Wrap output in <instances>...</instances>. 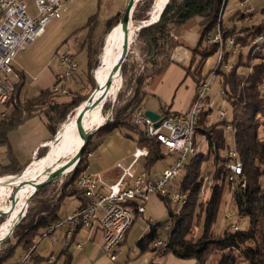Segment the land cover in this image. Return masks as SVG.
<instances>
[{"label": "trees", "instance_id": "16d2710c", "mask_svg": "<svg viewBox=\"0 0 264 264\" xmlns=\"http://www.w3.org/2000/svg\"><path fill=\"white\" fill-rule=\"evenodd\" d=\"M243 1L169 0L158 22L139 31L137 39L152 56L141 67L143 72L135 77L131 96L127 102L116 108L112 120H108L92 135L76 169L66 179L43 187L32 197V201H36V208L32 207V212L23 218L13 232V239H8L0 246V264H45L47 259L40 256L38 242L44 239V234L50 227L61 221V203L68 197H76L83 201L81 208L87 205L84 192L77 186V178L88 167L87 154L94 137H104L119 131L132 138L137 148L148 151L143 159V166L148 171L168 155H172L162 147L159 140L147 137L133 123V119L150 97L146 91L147 84L163 74L172 64L171 53L180 45L174 35L179 34L183 26L193 19H200L203 26L200 44L204 42L205 46L196 51L201 55L202 61L217 55L218 43L207 44L206 38L214 37L218 29L225 43L219 67L216 69V65L206 77L198 80L197 91L215 72V76L221 79L222 99L229 105L231 112L229 117L209 125L208 117L213 109L209 105L210 99L206 97L195 131L196 152L187 158L178 182L180 190L186 196V203L183 206H173L169 198L160 197L167 209V219L159 223L149 222V229L138 244V254L170 253L179 259L195 260L196 264H264V91L261 90L264 84V44L254 43L264 30V8L259 12L245 14L240 7ZM143 2L146 4L145 12L138 5L133 14L134 20L147 21L149 17L144 14L157 9V4L153 7V2ZM225 11L229 13L226 20ZM122 16L123 14L117 13L105 22L104 35L118 25ZM99 23L97 16H92L86 25L89 30L82 45L88 52V68L91 66V56L98 53L94 34ZM140 25L141 23L136 25L134 37ZM229 40L234 42L237 51L235 55H232L228 46ZM103 55L99 69L108 58L106 52ZM233 57L236 60L231 64ZM126 66L125 62L124 76L127 75ZM57 83L55 81L52 88L41 90L38 95L24 99H20L16 89L14 97L17 101L8 104L13 112L0 122V146L7 143V135L11 130L35 116L46 119L48 131L54 136L58 126L91 92L87 88L83 94L78 91L73 93L69 101H61L62 95L55 91ZM228 127L232 132V144L227 141L224 131ZM199 135H204L206 142L202 151L200 147L197 148ZM232 147L243 165V174L230 180L228 165L231 158L228 152ZM46 154L47 149L41 150L38 158ZM207 164L211 165L210 171L206 170ZM24 170L15 159L11 158L9 162L0 160V177L15 176ZM226 192L233 197L238 217L247 222L248 226L234 227L228 223L221 233L214 234L213 228L218 223L219 210ZM2 210L8 211L7 207ZM134 214L136 222L138 212L135 211ZM9 219L11 215L0 226V231ZM159 240L162 241V246H157ZM73 242L74 238L64 246L61 253L65 257V264H69L72 259L70 248ZM26 256L27 259L23 262Z\"/></svg>", "mask_w": 264, "mask_h": 264}, {"label": "built area", "instance_id": "2783aa9c", "mask_svg": "<svg viewBox=\"0 0 264 264\" xmlns=\"http://www.w3.org/2000/svg\"><path fill=\"white\" fill-rule=\"evenodd\" d=\"M68 1L72 0H33L31 5L35 7V13L31 14L29 12L31 6L29 0H0L1 105H8L17 101L14 95L16 87L22 81V75L15 70L14 59L18 53L25 52L38 38L44 35L46 27L52 20L61 17L63 4ZM240 7L245 14L255 12V8L249 3V0H244ZM206 39L207 44L218 43L219 45L217 69L222 61L225 47L220 30L218 29L214 37ZM254 43L264 44V30ZM228 46L232 55H235L237 51L234 48L233 40L228 41ZM59 58L63 70L56 77L58 83L55 91L61 92L64 86L77 76L79 64L72 54H62ZM215 78L214 72L210 79L202 84L188 111L172 113L165 110L160 115L162 122L157 128L145 117L143 110L138 111L134 116L133 123L141 131H144L147 137L159 140L163 145L162 147H165L169 154L176 157L174 165L164 169L157 181H151L146 173L135 176L128 168L123 169L119 179L109 185L101 176L83 171L77 178V186L84 192L87 205L50 227L44 237L53 234L57 229H65L64 246H67L77 229L96 227L102 232L106 256L112 262H116L119 258L117 250L135 223V211L138 214H145V205L151 196L166 197L171 199L173 204L183 206L186 203V196L180 190L177 179L184 171L187 158L196 152L195 131L199 114L205 106L210 82ZM261 90L264 91V84ZM218 114L219 119H224L227 116L226 111H219ZM212 115L213 112L209 117ZM147 154L146 149H136L133 154L134 161L136 162ZM228 155L231 158L228 165L231 174L230 180H233V177L243 174V165L237 157L234 147ZM87 156L90 157L91 153L88 152ZM118 167L122 168L120 164ZM209 179L210 176L207 177V180ZM128 181L131 185L128 184ZM243 186H245V181ZM227 217L231 218L232 215L228 214ZM162 245V241L159 240L157 246ZM82 246V243H77L76 249H81ZM26 259L27 256L23 262ZM53 260L55 257L51 256L48 262L52 263Z\"/></svg>", "mask_w": 264, "mask_h": 264}, {"label": "rangeland", "instance_id": "374dc122", "mask_svg": "<svg viewBox=\"0 0 264 264\" xmlns=\"http://www.w3.org/2000/svg\"><path fill=\"white\" fill-rule=\"evenodd\" d=\"M128 1L129 0H72V1L65 2L61 10V17H59V19L52 20L46 27L44 35L38 38L37 41L31 47H28L27 50L25 51L26 53L20 52L18 53L16 59H14L15 64H16V62L18 61L17 59H19V57L22 56L21 59L24 60L28 64L29 71L26 72V77L28 80H30V79H34V77L37 76L38 71H40L45 66L51 67V69L53 70L52 72L60 74L63 69H62L59 57L62 54H72V52H74V57L79 64L78 74L72 81L68 82L65 85V87L63 88L61 92L59 91L60 95H62L60 100L69 101L72 98L73 93L80 91L83 94L87 88L91 89V92L87 96L86 100L78 108H76L70 115H68L67 119L58 126L56 134L51 138H54L56 136V138H59L60 140L61 139L60 137L64 135L67 127L70 125H72V127L70 128L72 129L71 132L75 134L77 133L76 127L74 125L75 115L77 114L78 110L81 109V106H83V104L87 101L89 96H91L96 90L97 83L94 77L96 75V72L99 70L98 67L101 64V59L104 56L102 55L103 48L105 45L104 42L107 38V35L109 34L108 33L107 35H104L103 33L104 31L103 29L105 28V22L109 18L116 15L117 13L124 14V10L127 6ZM143 1H146V2L151 1L150 3H152L155 0L138 1L137 6L140 5V10L145 12L146 4ZM156 2H157L156 3L157 9L153 12H148L144 14L146 16L148 15L149 19L152 16V21L159 15L160 11L165 7V4L162 5L161 3L162 1L157 0ZM249 3L254 6L256 12H259L261 9L264 8L263 0H249ZM228 11H225L226 13L224 15V20L228 19L229 17ZM29 12L31 14H34L35 7L31 5L29 7ZM92 16H97L98 21H100V23L98 24V27L96 28L95 34H94V39H95L94 44L96 45L95 48H97L98 53L96 55L94 54L93 56H91L92 57L91 66L90 68H88V65H87L88 58L86 57L88 52L82 44L84 43L87 37V34H88V30H89L86 25ZM141 22L143 21H138V20L133 19V23H135L133 26L136 27V25H139V23ZM138 33L139 32L136 33V36L134 37L133 41H131L132 44L130 45V53L126 61L127 75L124 76V73H122L120 81L113 86V90L110 93L109 97L105 100L103 104V108L101 105L102 114L104 115L105 121L107 122H108V119L110 120L112 116L114 115L116 108L120 107L125 102H127L129 97L131 96L130 95L131 89H132V86L134 85L133 81L135 77L138 74L143 72L141 67H144L145 61H148V59H150L152 56V54L148 51V49L144 47L143 43L139 42V40L137 39ZM111 42L112 40H110L107 43V47L105 48L104 53L108 50V47L111 44ZM235 60L236 59L233 57L230 60L231 64L234 63ZM15 64H14V67H16ZM231 64L229 63V65ZM207 79L209 80L210 77ZM220 88H221V79L218 78L217 76L215 79H213L210 82V90L207 91L208 92L207 97L210 99L209 105H211V108L213 109L212 111L213 115L211 117H208L209 125H212L213 123H216L217 121H219V114H218L219 111H226L228 117L231 112L229 105L226 104V102H224L222 99V96H221L222 92L220 91L221 90ZM28 90L29 91L26 94L24 93L23 95H21V98H24L26 95L29 98L33 97L38 92L35 88H31L29 86H28ZM99 122H100V119H99ZM98 124L99 123L91 127L89 126L84 127V129L87 132L95 131V128L97 127ZM230 130L231 129L228 127L224 131H225L227 141L230 144H232L233 139H232V132ZM47 132L48 131L46 128V120L43 117L42 118L32 117L31 119L28 120V122L25 125H23L21 128L13 131L10 134L9 140L14 145V149L16 150L15 153H17V157L20 163L24 165L28 161L29 159L28 151L30 150V147L32 146V144L36 142L37 136L39 135L43 136L47 134ZM94 134H96V132ZM101 139L102 137H97V136L94 137L92 139L91 147L96 145ZM57 144H58L57 142L52 143L49 156H53L58 150V148L61 146L60 143L58 145ZM197 145H198L197 148L200 147V151L204 150V148L206 147L204 135H199ZM80 146L78 147V149L80 148ZM5 150H6L5 147L0 148V152H5ZM65 151L66 152H64V155H63L64 158L61 159L62 161L59 163V165H61L62 163L67 161L69 158L74 156L73 153L72 154L70 153L69 148L66 149ZM77 151L78 150L76 149V152ZM47 152H48V149H47ZM58 153L60 155V151ZM59 155H58V158H59ZM169 156L167 159L171 158ZM37 159H41V158L37 157ZM4 162H7V161H4ZM32 165L25 171V173L31 170ZM159 165L160 164H157L156 167L152 169L153 170L152 172H155V170L159 167ZM210 168H211V165L207 164L206 170L210 171ZM88 169H86L85 171L88 170L90 172L92 170L91 168H88ZM65 177L66 176L62 177L58 181H55V184L58 182H61L63 179H66ZM180 177L181 176L178 177V180L180 179ZM0 178H4V177H0ZM262 183L264 185V178H263ZM14 188L15 186L12 189ZM205 189L207 190L208 187ZM12 191L7 193V196L0 197V207H2V205H4L5 203H9V199H10L9 197ZM25 191H28L26 186L25 188H22V193H24ZM32 200L33 198L30 200V203L28 204L26 215L29 212L30 213L32 212V207L36 208L35 207L36 201H32ZM224 202L225 204L223 205V207H225L227 210L224 209L226 211H224V214L222 215V217L225 219L223 220L222 218L220 226H218L215 229L213 228L214 234L220 233L222 227L224 228L228 223H231L232 226L244 225L245 227H247L248 223L238 217L237 212L235 211V207L233 205V197L229 194V192L228 193L226 192L224 196ZM25 204L26 202H23L16 209V214L18 216H19V213H21V211L25 209ZM227 204L228 205L231 204L232 208L228 209L227 206H225ZM77 205H78L77 200H74V199L66 200L64 203H62L60 207V211H59L60 216L65 217L66 219L67 218L66 215H69L70 213H72V211L76 208ZM173 206H175V204H173ZM228 214H231L232 217L228 218L227 217ZM143 216L144 218L139 219V221L136 223L135 226H133L131 233L129 234V236H127L125 240L126 243L124 247V252L122 253L123 257L120 259V263H122L123 262L122 260L127 257V254L130 253L131 255L132 254L135 255V253H137L136 244L140 242V240L143 238L146 232L145 230H144L145 232L143 231V229L146 227V223L142 219L150 218L153 215L151 212H147ZM6 218L7 216L0 217V226L3 224ZM24 218H26V216ZM153 218H158V217H155L154 215ZM160 219H161L160 222L166 221L167 215L165 216L163 215V217ZM155 220L157 219H153V221ZM19 224L16 226V228L19 226ZM13 225H14V221L12 219H9L4 224L3 230L10 229L11 227H13ZM16 228L14 229V231L16 230ZM61 231H62V228L58 230L55 236L60 237ZM11 238L13 239V234H11L5 241H3L1 245ZM38 246H39L40 254H42L43 256H48L53 250V241L51 239L44 238L38 242ZM178 261L179 263L195 264L194 260L192 259H186V260L182 259ZM165 262H166V257L162 256V257H157L154 263L155 264H165ZM242 264H246V263H242Z\"/></svg>", "mask_w": 264, "mask_h": 264}, {"label": "crops", "instance_id": "0c3cea01", "mask_svg": "<svg viewBox=\"0 0 264 264\" xmlns=\"http://www.w3.org/2000/svg\"><path fill=\"white\" fill-rule=\"evenodd\" d=\"M29 2L31 5L33 0H29ZM202 33L203 26L201 20L193 19L183 26V30L179 34L174 35V38L180 42V45L174 48L171 53L172 64L168 66L169 68L163 74L156 77L153 81H150L147 84L146 91L150 97L144 103L143 107H141L144 112L146 110H150L162 115L165 110H168L172 113H182L189 110L197 92L198 80L206 77V75L215 68L218 62L217 55L202 61L201 55L196 52L197 49L201 50L205 46L204 42L200 44ZM72 55H74V52H72ZM21 57L17 59L18 61L15 64L16 71L22 75V81L17 86V93L19 94L20 99L29 98L27 95L24 98H21V95L24 93L26 94L29 91L28 86L35 88L38 91L34 96L38 95L41 90L49 89L54 86L53 84H55L58 74L52 72L53 70L49 66L43 67L40 71H38L37 76H35L34 79L28 80L26 77V72L29 71L28 64L22 60ZM11 112H13V108L11 106L0 104V122L10 115ZM35 117L42 118L43 116ZM29 119L8 133L6 139L7 143L0 146V148H6L5 152H0V160L2 162H9L12 158L17 161L18 166L26 168L33 160H36L39 151L48 149V147L51 149L54 140L51 141L53 139L51 137L53 136L50 135L46 124L48 132L43 136H37L36 142L32 144L30 150L28 151V161L24 165L19 162L17 153H15L16 150L14 149V145L9 140V136L13 131L25 125ZM136 149L138 148L132 138L126 137L119 131H114L111 134L102 137V139L96 145L89 149L91 156L88 157L87 169L91 168L92 170L89 172L88 169L86 172L101 176L104 181L110 185L119 179L123 169L130 168L131 172L135 176H139L141 173H146L149 175L151 181H157L164 169L174 165L176 157L174 155H168L171 158L167 159V156L162 161L157 163L160 165L155 170V172H152L153 168L149 169L148 171V169L143 166V159L146 156L143 158L141 157L139 160H136V162L134 161L133 154ZM118 164H120L122 168H119ZM12 176L13 175L5 176L4 179H6V177ZM4 179H0V181H3ZM177 181L179 182L178 179ZM128 184L131 185L129 181ZM69 199L77 200L78 205L72 211V213L66 215V217L79 210L83 204V201H80V199L76 197H68L64 200V202ZM224 204L225 202H223L221 210H219L221 216L219 215L218 223H216L217 225L214 227V229L220 226L221 220L223 218L222 215L224 214V211L227 210L225 207H223ZM225 206H227L228 209L232 208L231 204H227ZM145 208L147 209L145 214L147 212H151L153 215L150 218L142 219L146 223V227L143 229V231H146H144L146 234L150 226L149 222L153 223V219H157L155 222L159 223L161 221L160 218H162L163 215L168 216V213L165 204L162 200H160V197L157 196H151L148 203L145 205ZM143 215L144 214H138L137 220L133 226L136 225L140 218H144ZM154 215L158 218H153ZM59 217L61 220H65V217H61L60 214ZM224 219L225 218H223V220ZM133 226L117 250L119 253V258L116 262H112L104 252V240L100 229L96 227H93V229H77L73 236L74 242L70 248L72 259L70 260L69 264H155L154 262L156 258L162 256L166 257L165 264H185L179 263L178 260L182 259H178L170 253L166 254L156 252L140 255L138 254L139 243L136 244L137 253H135V255L132 254L133 256L130 253L127 254V257L122 260V263H120V259L123 257L122 253L124 252L126 243L125 240L131 233ZM224 228L222 227L220 233L224 230ZM58 230L59 229H57L53 234L44 237L53 241V250L48 256H43L40 254L39 246L37 248L40 256L47 259L45 264H65V257L61 255L64 248L65 229H62L60 237H56L55 235ZM77 243L83 244L81 249H76ZM51 256L55 257V260H53L52 263H49L48 260ZM194 263L196 264L195 260Z\"/></svg>", "mask_w": 264, "mask_h": 264}, {"label": "water", "instance_id": "95a60500", "mask_svg": "<svg viewBox=\"0 0 264 264\" xmlns=\"http://www.w3.org/2000/svg\"><path fill=\"white\" fill-rule=\"evenodd\" d=\"M138 1L139 0H129L128 1L127 6L124 10L122 19L120 20L118 25L115 28H113L112 31L107 35V38L104 42L105 45L103 48V54H104L105 48L107 47V43L110 40H112L113 45H115L116 48L117 47L119 48L118 49L119 55H118L116 62L113 65V68L111 69L110 74L108 75L105 82H103L104 83L103 86L99 85L96 77H94L97 83L95 91L101 90L102 92L100 97H98L97 99H94L95 96L93 93L91 96H89L87 101L83 104V106H81V109H79L77 114L75 115L76 131L79 134V137H81L83 140L81 147L77 149L78 151L73 157L69 158L67 161H65L61 165H59V163L62 161L61 159H63L64 157L60 156L54 163H50V165H48L45 169H43L41 173L38 175V177L34 179L20 181L19 183H15L13 181L8 183L11 186L12 184L15 183L14 186L16 187L14 191H12L13 193L9 199V202L11 204L9 205L10 209L8 211L0 210V217H3V216L6 217L11 214L13 215L17 207L16 205H18V199L20 197V192L22 188H25V186H29L32 188V191H31L32 193H30L28 197V200L25 204V209L21 211V213H19V217L17 218L18 220L16 221V224L14 225L13 229L10 231V233L6 237H3L2 239H0V245L11 234H13V231L16 228V226L23 220L22 218L26 216L28 204L30 203V200L32 199V197L38 192V190L42 189L43 187L55 181L60 180L64 176L70 175L79 165V162L81 161V158L84 153V149L86 148L89 141L93 137L92 135H94L95 132H97L102 126H104L107 123V121H105L103 125H100L99 127L95 129V131H91V132H87L83 127V122H84L86 115L90 111H92V109L98 107L99 105H103L105 100L109 97L111 90H112V85H113V81H114L116 73L120 72L121 75L123 73V66L125 62L127 61L128 55L130 53V45L132 44L130 41L133 38V35H131V31L129 28L133 20V13L137 6ZM166 1L167 2L165 4V7L169 3V0H166ZM155 5H156V0L153 2V7ZM165 7L160 11L158 19L156 21H152V16H151V18L148 21L141 22V25L138 27V32L144 27H147V26L151 27V25L157 23ZM144 115L145 117L149 119V121L154 123L155 128L160 126L162 121L160 120L159 114H157L156 112L150 111V110H146L144 112ZM53 140L54 142H57L58 144L61 142V140H59V138H56V136L51 141ZM49 154H50V148L48 147V152L44 157H48ZM33 161L30 163V165L27 168H25V170L22 173L12 176V177H15L16 179L21 178L24 172L33 164Z\"/></svg>", "mask_w": 264, "mask_h": 264}, {"label": "bare ground", "instance_id": "6f19581e", "mask_svg": "<svg viewBox=\"0 0 264 264\" xmlns=\"http://www.w3.org/2000/svg\"><path fill=\"white\" fill-rule=\"evenodd\" d=\"M162 1V5L166 4V0H160ZM159 16V15H158ZM158 18V17H157ZM135 23H133V20L130 24V30H131V35H133V38L131 39V41H133L134 39V34H135V29L136 27L133 26ZM117 32V30H116ZM113 37V35H112ZM130 41V42H131ZM132 43V42H131ZM119 48L115 47V45H113V43L111 42V44L108 47V50L106 51V55L108 56L107 60L103 63L102 67L96 72V79L98 81V84L103 86V80H106L108 75L111 72V69L113 68L114 63L116 62L118 55H119ZM107 76V77H106ZM121 73L117 72L113 81V85H112V90H113V86L118 83L120 81L121 78ZM106 78V79H105ZM111 90V92H112ZM101 90L100 91H95L94 92V99H97L98 97H100L101 95ZM100 119V122H99ZM83 127H91V126H95L97 123H99L97 125V127H99L100 125H103L105 123V117L102 114V110H101V105H99L98 107L92 109V111H90L86 117L85 120L83 122ZM75 125V123H74ZM72 127V125L68 126L64 135L62 137H60L61 139V146L58 148V152L60 151V155L59 153L56 151V153L53 156H48V157H43L41 159H37L33 162L32 168L31 170H29L28 172H24L23 176L19 179H16L15 177H6V179H4L3 181H0V197H5L7 196V193L11 192L15 185V183H19L20 181H24V180H31L34 179L36 177H38V175L41 173V171L43 169H45L48 165H50V163H54L57 159H58V155L63 156L64 152H66L65 150L69 148L70 153L73 155H75L76 153V149H78V147L80 145H82L81 143H83V140L81 137H79L78 133H73L71 132L72 129H70ZM96 127V128H97ZM95 128V129H96ZM81 147V146H80ZM72 169V168H71ZM70 169V170H71ZM8 178V179H7ZM15 182L14 184H12V186L10 184H8L9 182ZM28 191H25L24 193L20 194V197L18 199V205H16V209L23 203V202H27L28 197L30 195V193H32V188L29 186H26ZM12 195V193H11ZM10 195V197H11ZM9 197V198H10ZM10 202L9 203H5L4 205H2V207H0V210H2L3 208L7 207V209H10ZM23 208V207H21ZM19 216L16 214V210L13 213V215L11 214V219L14 221V225L16 224V221L18 220ZM13 225V227H14ZM13 227H11L10 229L7 230H2L0 231V239H2L3 237H6L10 231L13 229Z\"/></svg>", "mask_w": 264, "mask_h": 264}]
</instances>
